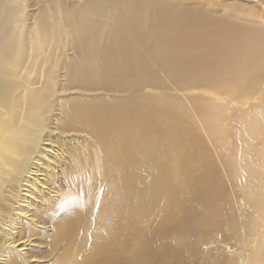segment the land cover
<instances>
[{"label": "bare ground", "instance_id": "1", "mask_svg": "<svg viewBox=\"0 0 264 264\" xmlns=\"http://www.w3.org/2000/svg\"><path fill=\"white\" fill-rule=\"evenodd\" d=\"M181 2L0 0V264H56L76 246L84 252L85 230L99 250L82 264H118L105 258L110 249L130 259L133 213L167 193L166 147L181 140L178 159L185 155L195 170L206 165L181 121L165 140L143 126L151 105L120 104L109 118L134 90L181 88L219 57L241 66L232 28L198 21L200 11ZM162 57L169 73L154 82ZM146 151L161 174H150L143 193L137 165ZM111 177L114 186L100 192Z\"/></svg>", "mask_w": 264, "mask_h": 264}, {"label": "rangeland", "instance_id": "2", "mask_svg": "<svg viewBox=\"0 0 264 264\" xmlns=\"http://www.w3.org/2000/svg\"><path fill=\"white\" fill-rule=\"evenodd\" d=\"M182 1L200 11L193 15L198 21L230 26L244 60L239 67H227V59L219 57L214 66H199L181 88L144 87L113 103L110 120L118 118L120 104L151 105L153 114L143 126L152 127L159 140L170 137L181 121L206 165L193 169L185 155L178 159L181 140L174 147L169 144L163 176L167 193L154 197L146 212L133 213L132 257L110 249L105 258L119 259L118 264H264V0ZM165 63L162 57L164 70L153 74L152 81L168 76L170 65ZM152 157L146 151L137 165L143 193L150 174L151 181L161 174L160 167L153 174ZM114 184L109 178L100 192ZM99 205L97 193L94 209ZM82 235L84 252L77 254L76 246L56 264H82L86 252L99 250L92 231Z\"/></svg>", "mask_w": 264, "mask_h": 264}]
</instances>
